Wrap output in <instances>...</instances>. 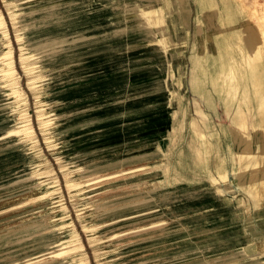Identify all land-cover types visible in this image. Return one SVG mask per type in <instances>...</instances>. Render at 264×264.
<instances>
[{"label": "rangeland", "instance_id": "374dc122", "mask_svg": "<svg viewBox=\"0 0 264 264\" xmlns=\"http://www.w3.org/2000/svg\"><path fill=\"white\" fill-rule=\"evenodd\" d=\"M0 11L8 32L0 30V49L10 40L17 74L0 78V264H264V202L256 203L240 186L235 147L229 150L231 142L224 140L225 160L233 161L232 193L202 169L193 150L202 148V140L188 126L196 117L187 87L192 37L184 52V88L174 78L169 96L118 90L109 96L116 119L99 123L91 121L86 103L111 88L76 89L66 85L70 74L50 70L55 49L69 40L47 41L51 54L24 65L19 60L21 52L41 51L59 26L40 30L32 0H0ZM28 18L31 25L24 29ZM108 48L112 55L90 64L82 76H120L126 84L117 43ZM146 76L143 81L152 78ZM72 99L85 109L73 110ZM150 105L157 109L153 116L145 110ZM218 111L217 123L229 125L223 108ZM26 121L31 132L6 135ZM137 159L147 160L148 169H132ZM206 159L214 174V157ZM62 247L69 250L61 256L49 253Z\"/></svg>", "mask_w": 264, "mask_h": 264}, {"label": "bare ground", "instance_id": "6f19581e", "mask_svg": "<svg viewBox=\"0 0 264 264\" xmlns=\"http://www.w3.org/2000/svg\"><path fill=\"white\" fill-rule=\"evenodd\" d=\"M32 1L37 8V17L32 19L40 23V30L56 24L60 31L55 36L50 35L42 43L44 46L41 51L21 52L19 60L24 65L27 60L39 55L51 54L53 49L47 45V41L69 40L67 44H60L55 49L51 72L70 74L66 85L74 84L73 88L76 89L100 91L111 88L109 92L104 91L105 93L98 97L100 99H93L91 105L86 103L90 107L91 121L97 118V122L104 123L116 119L118 113L113 108L114 104H110L113 100L109 96L118 90H125L126 93L141 92L140 95L147 97L154 94L163 97V93L169 96L174 78L177 79V84L184 88L183 75L187 65L184 51L190 35L191 15L188 0ZM198 4L191 34L193 43L189 56L188 86L192 93L202 99L210 113H217V102L222 106L229 125L219 124V127L225 138L227 136L231 138L237 151L239 184L256 203H261L264 202V3L260 0H199ZM29 18L23 25L24 29L31 25ZM251 18L255 19V22ZM0 30L7 36V25L1 11ZM16 38L20 39V36L17 35ZM69 38H78V42L74 43ZM110 43H117L120 55L125 59V74L128 76L126 84H122L120 76L108 77L103 74L97 79L94 77L85 79L82 76L84 71L90 68V64L112 55L108 48ZM75 48L81 51L75 52ZM14 55L11 42L7 40L5 49H0V78L15 76ZM133 75L135 83L129 77ZM145 76H151L153 79L143 81ZM19 89L14 91L18 95L22 93ZM71 103L73 110L79 107L85 109L82 103L78 104L75 99H72ZM151 105L145 110L153 116L157 109ZM194 106L199 119H191L190 127L198 142L205 141L204 152L210 155L213 146L201 127L205 124V115L196 101ZM141 110L144 111L141 108L140 113ZM26 122L22 130H12L6 135L17 134L20 131L31 132V126L28 121ZM193 150L200 162L207 166V172L213 181L219 185L222 183L223 187L232 193L225 156L220 150L215 151L214 174L208 168V160L203 157L201 145H196ZM148 163L147 160L137 159L135 164H132V169L144 172L148 169ZM103 178L100 176L91 180L99 181ZM68 250L62 247L49 253L58 257ZM2 263L4 264V261Z\"/></svg>", "mask_w": 264, "mask_h": 264}, {"label": "crops", "instance_id": "0c3cea01", "mask_svg": "<svg viewBox=\"0 0 264 264\" xmlns=\"http://www.w3.org/2000/svg\"><path fill=\"white\" fill-rule=\"evenodd\" d=\"M199 0H197V2H198ZM188 3H189V6H190V9H191V15H190V30H189V32H190V35H189V40H188V44L190 43V41H191V34H192V29H193V18H194V16H195V14H196V12H197V8H198V3H197V5H192V3H191V0H188ZM185 52V51H184ZM184 58H185V60H186V62H187V58H186V55H185V53H184ZM187 67V66H186ZM186 67H185V72H184V75H186L187 74V72H186ZM188 70V72H189V68L187 69ZM188 88H189V86H187ZM190 90V89H189ZM190 92H192L191 90H190ZM194 94V93H193ZM194 101H196L198 104H199V106H200V108H201V111L203 112V114L205 115V118H204V127L201 125V127L204 129V132H205V134L207 135V137H208V139H209V141L211 142V144H212V146H213V152H211V154L210 155H206V153L204 152L205 151V147H206V143H205V141L204 140H202V150H203V157L206 159V157L207 156H210V157H215V151L217 150V149H219L220 150V152L223 154V155H225V153L223 152L224 150V146H223V142H224V140H228V142H231L232 143V145H231V143H228V149L230 150L232 147L234 148V144H233V142H232V140L229 138V139H225V137H224V135H223V133L221 132V130H220V127H219V124H223L222 122H219L218 121V123H217V117H218V113H219V111H218V108L219 109H222L221 108V106L220 105H217V113L216 114H214V113H210L208 110H207V108H206V106H204L205 104H204V102L202 101V99L198 96V95H196V94H194V98H193V108L195 109V106H194ZM195 115H196V117H190L189 119H188V126H189V132H190V134H192V137L193 138H196L195 137V135L193 134V132H192V128L190 127L191 125H190V121H191V119L192 118H196V119H199V117H198V115L196 114V111H195ZM183 125H184V127H185V122H183ZM213 128V129H212ZM217 133H218V135H217ZM227 149V150H228ZM229 153V151L226 153V155ZM196 155V154H195ZM231 162H233V161H231ZM231 162H229V160H228V163H227V161H226V171H227V173H229V170H232L233 169V166H232V164L233 163H231ZM202 169L204 170V171H206L207 172V166H205V165H203L202 164ZM208 168H209V166H208ZM209 170L210 171H212V169L211 168H209ZM213 171H214V169H213Z\"/></svg>", "mask_w": 264, "mask_h": 264}]
</instances>
